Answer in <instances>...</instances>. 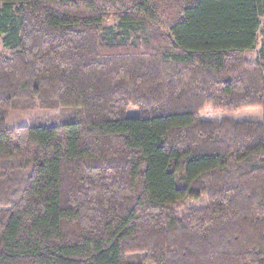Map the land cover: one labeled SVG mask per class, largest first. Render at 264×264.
Instances as JSON below:
<instances>
[{
    "label": "trees",
    "instance_id": "16d2710c",
    "mask_svg": "<svg viewBox=\"0 0 264 264\" xmlns=\"http://www.w3.org/2000/svg\"><path fill=\"white\" fill-rule=\"evenodd\" d=\"M0 41V264H264V0H0Z\"/></svg>",
    "mask_w": 264,
    "mask_h": 264
},
{
    "label": "rangeland",
    "instance_id": "374dc122",
    "mask_svg": "<svg viewBox=\"0 0 264 264\" xmlns=\"http://www.w3.org/2000/svg\"><path fill=\"white\" fill-rule=\"evenodd\" d=\"M175 1V0H174ZM170 2H165L164 4L169 5ZM105 26H114L115 21L108 20L104 23ZM7 50L3 48L0 41V55H7ZM59 112L57 109H45V108H36L32 110H26L22 108H9L5 120V126L7 128H14L19 126L27 125L30 119L37 118L41 116H51ZM201 119L204 120H220L223 117L232 118L235 120H251L260 122L262 119V110L259 108L252 109H242L235 114H227L221 112H214L209 108H205L203 112L199 115Z\"/></svg>",
    "mask_w": 264,
    "mask_h": 264
}]
</instances>
